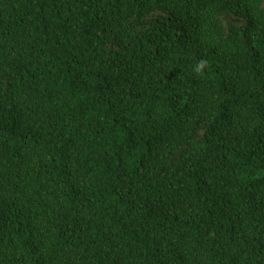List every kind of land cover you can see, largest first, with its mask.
Wrapping results in <instances>:
<instances>
[{
    "label": "trees",
    "instance_id": "obj_1",
    "mask_svg": "<svg viewBox=\"0 0 264 264\" xmlns=\"http://www.w3.org/2000/svg\"><path fill=\"white\" fill-rule=\"evenodd\" d=\"M0 264H264V0H0Z\"/></svg>",
    "mask_w": 264,
    "mask_h": 264
}]
</instances>
